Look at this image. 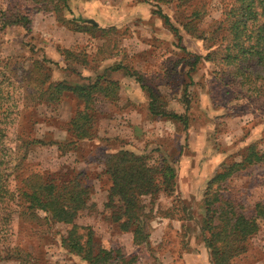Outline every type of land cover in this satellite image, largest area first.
Returning <instances> with one entry per match:
<instances>
[{"label":"rangeland","instance_id":"rangeland-1","mask_svg":"<svg viewBox=\"0 0 264 264\" xmlns=\"http://www.w3.org/2000/svg\"><path fill=\"white\" fill-rule=\"evenodd\" d=\"M19 1L31 20V34L25 35L19 26L0 32V59L9 58L11 68L19 67L17 75H25L32 61L45 58L52 62L53 81L84 82L86 77L104 74L119 84V93L112 102H94V136L76 141L65 128L83 103L67 94L59 104L46 107L31 101L25 91L10 89L6 104L16 103L19 113L4 139L9 188L18 191L31 174L67 177L81 172L91 193L89 207L74 223L83 234L91 231L96 245L136 256L134 264L160 259L179 264L184 253L203 251L204 255L201 227L206 183L223 166L240 161L248 145L264 150V92L246 98L227 86L210 63L201 61L192 68L195 55H204L206 46L180 26L190 11L185 3L177 7L146 0H67L68 11L54 5L58 0L46 1L47 8L41 7L44 2ZM193 3L206 11L200 28L214 29L226 0ZM158 7L178 27L180 40L153 14ZM91 20L100 27L93 33L74 30L75 25L89 26ZM66 51L76 55L78 62L67 60ZM127 71L141 77L164 110L186 115L187 126L150 114L145 89ZM121 150L145 155L149 165L160 166L164 161L176 173L172 191L160 188L152 197H141L151 217L149 238L141 247L133 244L131 233L118 229L111 210L104 207L109 180L101 160ZM229 186L250 213L256 202H264V167L234 175ZM21 210L12 216L8 244L21 251L24 262L2 256L0 264H87L61 246L70 226L53 223L44 213L33 219ZM162 219H166L165 234L157 242L153 232ZM245 246L232 264H264V226Z\"/></svg>","mask_w":264,"mask_h":264},{"label":"trees","instance_id":"trees-1","mask_svg":"<svg viewBox=\"0 0 264 264\" xmlns=\"http://www.w3.org/2000/svg\"><path fill=\"white\" fill-rule=\"evenodd\" d=\"M12 1L7 0L3 4L0 0V32L19 26L25 35L31 34L29 16L23 11L19 0L14 3ZM27 1L33 5L44 2L41 7L47 8L46 1L52 0ZM146 1L158 5L174 4L177 7L185 3V7L190 8L180 26L184 32L201 40L206 46L204 55H195L192 68L201 61L210 63L217 68L225 84L244 97L255 98L263 94L264 0H226L221 19L216 22L214 29L207 31L199 26L206 11L194 5L195 0ZM54 5L69 11L67 0H58ZM153 14L162 19L163 24L180 40L178 27L171 23L159 7ZM88 24L75 25L74 30L93 33L94 29L100 28L92 20ZM64 54L67 60L70 58L71 62H78L76 55L71 52L66 51ZM9 61V58L0 59V258L5 256L24 262L21 251L8 244V237L12 234V216L15 211L22 209V214L30 215L33 219L39 218L38 213H44L51 222L70 226L66 235L61 237V246L87 264H134L136 256L127 257L118 248L106 249L96 245L92 232L88 230L83 234L80 232L81 227L74 223L77 216L89 207L91 187L86 183L85 175L81 172L67 177L31 174L23 179L18 191H13L9 188L10 174L4 145L8 128L19 113L16 103L10 106L6 104L10 102V89L27 92L31 101L46 107L59 104L67 94L83 103V109L75 113L65 128L78 141L94 136L92 130L96 115L93 104L98 99L111 102L116 100L119 84L104 74L94 78L86 77L84 82L53 81L52 68L49 66L52 62L45 58L32 61L24 71L25 75H17L19 67L11 68ZM127 72L135 76L136 82L145 89L150 114L167 117L187 126L186 115L164 110L157 101L158 95L144 86L141 77L135 72ZM56 146L58 150L61 149L60 144ZM147 159L145 155L121 150L105 154L101 160L103 173L109 180L104 207L111 210L110 217L120 231L131 233L132 242L138 247L146 244L149 238L148 221L151 219L145 213L141 197H152L161 191L160 188L164 192L172 191L176 177L173 166L164 161L160 166L149 165ZM253 167H264V150L250 144L244 149L240 161L223 166L206 183L202 199L204 217L201 230L210 264H232L234 258L245 252L248 240L264 226V202H256L248 213L238 192L229 186L231 177Z\"/></svg>","mask_w":264,"mask_h":264},{"label":"crops","instance_id":"crops-1","mask_svg":"<svg viewBox=\"0 0 264 264\" xmlns=\"http://www.w3.org/2000/svg\"><path fill=\"white\" fill-rule=\"evenodd\" d=\"M159 223L161 225L158 228L154 229V231L157 230V232H153V233H155L156 237L158 238L157 242H159V240H161V238L164 237V234H165V225L164 224H166V219H162V221ZM160 227H161V229H160ZM172 261H173V259L168 260L166 263L163 259H160V261L158 260L153 264H172ZM179 264H210V263L208 260V253L207 252H205V254L203 255V251H199V252L194 251V252L182 254V257L180 258Z\"/></svg>","mask_w":264,"mask_h":264}]
</instances>
